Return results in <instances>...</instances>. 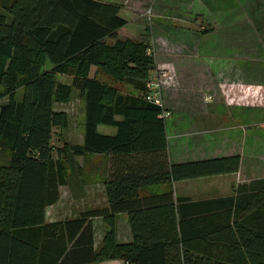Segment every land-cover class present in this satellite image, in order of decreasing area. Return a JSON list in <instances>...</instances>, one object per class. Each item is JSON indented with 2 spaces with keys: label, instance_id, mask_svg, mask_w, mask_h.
Returning <instances> with one entry per match:
<instances>
[{
  "label": "trees",
  "instance_id": "obj_1",
  "mask_svg": "<svg viewBox=\"0 0 264 264\" xmlns=\"http://www.w3.org/2000/svg\"><path fill=\"white\" fill-rule=\"evenodd\" d=\"M120 8L101 0H0V264H160L167 245L172 264H264L263 177L216 197L175 194L174 181L236 171L239 156L170 160L162 109L145 98L156 61L146 37L118 36L129 26ZM73 89L84 103L83 142L59 148L53 128L67 126L68 114L53 104ZM86 153L108 155L107 205L47 220L66 163ZM149 185L166 189L142 194ZM120 211L132 227L128 242L116 236ZM93 216L106 223L96 247Z\"/></svg>",
  "mask_w": 264,
  "mask_h": 264
},
{
  "label": "rangeland",
  "instance_id": "obj_2",
  "mask_svg": "<svg viewBox=\"0 0 264 264\" xmlns=\"http://www.w3.org/2000/svg\"><path fill=\"white\" fill-rule=\"evenodd\" d=\"M235 1L239 2L236 12ZM229 2H233L235 6L231 7ZM227 4L226 8L218 11V19L215 22L213 20L208 23L210 29L213 26L212 30L202 32L199 28V31L194 35L195 39H193L191 46L176 39L180 43L177 48L175 47L176 45L164 40V44L158 49L161 55L163 53L162 48H166L169 45L168 53L188 54L185 60L180 62L185 67L191 65V68L185 74H182L174 67L177 64L176 62L174 64L161 60L159 61L160 65H156L155 68L167 71L168 75L164 78L163 89H171L167 90L166 93H169L166 95L184 90L182 92L184 95L180 96L181 93L177 94L180 96V98L177 96L178 100L175 101L178 105L180 104L182 107L200 105L199 109L202 108L201 112H204L205 102L216 100L223 102L224 110L222 108L219 110L222 120L218 129L206 132L209 129L206 122L204 127L198 126L196 129L191 128V130L200 131L201 135L207 138L216 137L217 139L212 141L213 144L211 146L213 145V147L219 149V153L241 150V154L249 155L250 158L255 155L257 168L260 166L263 169L264 51H261V48H264V0H228ZM184 6L188 7L187 4ZM145 7V10H151L150 13H146V11L144 13L145 16L149 17L148 21L151 23L153 20L150 17L155 11L152 10L151 3ZM203 21L200 17L199 23ZM172 24L179 26L177 23ZM123 33L124 31H121V35ZM235 34L237 35L236 37H234ZM161 37L163 38V36ZM220 37L223 40H231V38L235 40L233 43L227 41L226 45H219L217 42ZM199 66L205 68L197 69ZM95 68L96 66L91 67L90 75H93ZM187 73L189 74L186 75ZM97 75L103 79L111 80L105 73L99 72ZM200 75L202 76L197 77ZM56 78L62 82L69 83L71 81V76L68 74L57 73ZM115 84L122 91L129 90V86L124 83L115 82ZM206 84L208 86H205ZM83 104V99L75 89H73L68 100L54 102L53 107L55 109L65 110L68 114L67 126L53 128V143L59 148L63 146V141L65 140L70 144L77 143L81 134H83ZM218 107L220 108V105ZM201 112L197 110L196 114L201 115ZM179 114L178 110H173L166 118V128L169 133L180 129V125L175 123ZM187 122L188 124L185 125L186 121H183L182 125L188 130V127L192 124L189 121ZM111 128L114 127L103 124L98 125V130L101 132H110ZM204 130L205 132H201ZM200 133L196 136H201ZM188 140L190 139L188 138ZM189 143L192 144V141ZM254 144H256L255 147H253ZM53 156L57 157L58 153L53 152ZM246 161L247 158L244 159V163ZM78 163L84 164L85 157L79 158L78 155H75L74 159L72 158L70 162L66 163V182L61 184L59 188V191H62L63 194L61 200L65 199L66 193H72L71 184L74 177L81 175ZM84 173L86 176L89 170L87 168L84 169ZM89 178L93 181L95 179L96 183H100L101 179H103L99 172H92V176ZM227 187L229 189L230 185ZM72 208V206L68 207V214L71 213Z\"/></svg>",
  "mask_w": 264,
  "mask_h": 264
},
{
  "label": "crops",
  "instance_id": "obj_3",
  "mask_svg": "<svg viewBox=\"0 0 264 264\" xmlns=\"http://www.w3.org/2000/svg\"><path fill=\"white\" fill-rule=\"evenodd\" d=\"M105 2H115L121 4L120 13L127 19V25L118 30L119 37H146L149 41V50L154 55L156 65H160L161 60L163 62H175L173 64L182 74L188 71L190 66L185 67L181 64V61H184L188 54H176L168 53L166 48L163 49V53L158 52V49L164 44V40L170 42L175 47H179L181 41L182 43L192 45L193 39H195V34L199 31L205 32L207 30H212L213 26H208L210 21L215 22L218 18V11L223 10L228 6V0H101ZM226 2V3H225ZM236 2V10L239 5L238 1ZM149 3L152 4V10L155 11L150 17L153 20L151 23L148 21L147 16L144 15L145 6H149ZM184 3V4H183ZM185 4L188 7L184 6ZM229 5L232 7L235 6L233 2H229ZM200 17L204 20L199 23ZM199 19V20H198ZM179 21V22H177ZM219 21V20H218ZM221 21V20H220ZM223 21H225L223 19ZM172 23H177L178 25H173ZM200 24V25H198ZM201 26V27H200ZM203 26V28H202ZM192 27V28H191ZM121 31H124L121 35ZM163 36V38L161 37ZM237 35L235 34L234 37ZM177 37V38H176ZM166 38V39H164ZM177 39V40H176ZM238 40V38H236ZM234 38L231 40H223L221 37L217 42L219 45H226L227 41L229 43L234 42ZM264 48H261V51ZM170 50V49H169ZM166 65V64H163ZM169 67V66H168ZM219 67V66H218ZM205 68L199 66L197 69ZM153 71V70H152ZM187 73L186 75H188ZM185 75V76H186ZM197 76V77H201ZM182 77V76H180ZM201 86V85H200ZM205 86H208L207 84ZM171 89V88H169ZM166 89L163 91V98L165 100V107L170 110L171 113L173 110L179 111V117L175 120V123L180 125L179 130H174L172 133H169L166 128L167 135V148L169 158L173 162H185L191 160L205 159L211 157L226 156L231 154H237L239 156V165L236 171L219 173L207 176H199L194 178L182 179L173 182V189L175 194L180 196H187L192 199H202L216 197L219 195H224L232 192L233 186L237 183L247 182L253 178L263 177L264 178V168L260 166L257 168L256 156L253 155H244L241 154V150H230L227 152H220L219 149L211 146L213 140L217 139L214 136L210 138L204 137L201 135L200 131L191 130V128L196 129V127H204L207 122L209 127L208 131L216 130L220 126L222 120L219 110L222 108L224 110L223 102L216 100L205 102L204 112H201L202 108L200 105L194 106H181L178 105L177 101L180 96L184 95L180 90L176 93L166 95L168 93ZM177 91V90H176ZM189 91V90H187ZM196 91V90H195ZM190 92V91H189ZM181 93V95H177ZM166 95V97H165ZM179 96L178 98H176ZM220 105V108L218 107ZM199 110L202 114L197 115L196 111ZM216 111V112H215ZM214 112V113H211ZM170 113V114H171ZM211 113V114H210ZM206 116V118H205ZM168 117V116H167ZM166 117V118H167ZM191 117V118H189ZM165 118V121H166ZM218 118V119H217ZM204 119H206L204 121ZM186 121L185 125L188 124L187 121L192 124L187 128L182 125V122ZM111 126V125H110ZM114 127V126H113ZM98 128V127H97ZM110 132L102 131L104 133L112 134L116 131V128H111ZM190 130V131H189ZM201 132H205L201 131ZM200 133L201 136H196ZM190 135V137H188ZM188 138L190 140H188ZM199 139V140H197ZM192 141V144L189 142ZM83 142V134L78 139L77 143L81 144ZM211 146V147H210ZM256 144L253 145L255 147ZM212 150H210V149ZM79 158L85 157V163H78L81 175H76L71 184L72 193H66L64 200H61L63 197L62 191H60L59 198L47 205L45 217L47 220L52 219H61L68 217H76L83 211H86L95 207H104L107 205V199L104 189V180L101 179L100 183H96L91 180L89 177L92 176V172H99L102 177H105L107 168H108V155L96 154V153H86L79 154ZM247 158V161L244 163V159ZM101 160V161H100ZM264 163V158L262 159ZM260 160V161H262ZM258 161V162H260ZM88 169L89 173H84V169ZM100 169V171H99ZM93 170V171H92ZM79 171V172H80ZM228 185H230L228 189ZM60 188V187H59ZM166 189L165 185H149L142 189V194H147L151 192H158ZM99 200V201H98ZM72 206V211L70 214L67 213L68 207ZM116 236L120 242H128L133 239V231L129 222L128 213L126 211H120L116 213ZM93 225V244L94 247L98 245L100 239L106 229V223L101 216H93L91 218ZM204 228H207V224H203ZM147 234V232H146ZM163 252L167 255H162L168 258L160 264H172L169 262V256L172 252V249L169 245L165 246ZM84 264H134L127 262L124 259L113 258L106 259L91 263Z\"/></svg>",
  "mask_w": 264,
  "mask_h": 264
},
{
  "label": "built area",
  "instance_id": "obj_4",
  "mask_svg": "<svg viewBox=\"0 0 264 264\" xmlns=\"http://www.w3.org/2000/svg\"><path fill=\"white\" fill-rule=\"evenodd\" d=\"M151 10H146V13H150ZM165 69L154 68L150 74L148 80L149 91L146 93L145 98L161 107L160 116L166 118L170 115V110L165 107V100L163 98L164 91V78L167 76Z\"/></svg>",
  "mask_w": 264,
  "mask_h": 264
}]
</instances>
